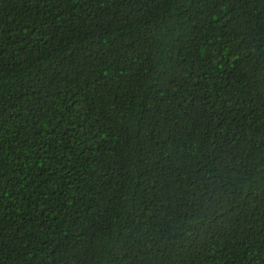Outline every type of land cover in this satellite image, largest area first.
I'll return each mask as SVG.
<instances>
[{
	"label": "trees",
	"instance_id": "1",
	"mask_svg": "<svg viewBox=\"0 0 264 264\" xmlns=\"http://www.w3.org/2000/svg\"><path fill=\"white\" fill-rule=\"evenodd\" d=\"M0 264H264V0H0Z\"/></svg>",
	"mask_w": 264,
	"mask_h": 264
}]
</instances>
